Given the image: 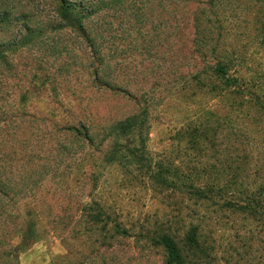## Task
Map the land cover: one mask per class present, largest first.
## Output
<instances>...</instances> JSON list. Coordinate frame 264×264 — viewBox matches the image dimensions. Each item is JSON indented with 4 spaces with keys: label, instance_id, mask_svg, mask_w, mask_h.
Returning <instances> with one entry per match:
<instances>
[{
    "label": "rangeland",
    "instance_id": "374dc122",
    "mask_svg": "<svg viewBox=\"0 0 264 264\" xmlns=\"http://www.w3.org/2000/svg\"><path fill=\"white\" fill-rule=\"evenodd\" d=\"M173 1L126 0L79 26L65 24L57 0H0L2 9L29 13L26 25L4 24L0 30V43L12 45L0 57V166L19 188L23 179L31 187L22 203L33 205L42 230L41 239L18 254L19 264H52L65 252L63 230L52 225L55 219L69 220L88 194L130 223L188 216L186 223L199 224L205 249L193 264H264L259 223L217 199L179 195L151 179L142 164L104 161L114 144L132 147L144 139L154 170L166 169L171 177L181 172L193 182L195 171L202 181L217 175L227 143L220 134L223 116L232 111V99L211 77L207 49L194 43V16L207 0H187L182 7ZM245 1H226L224 18L232 10L228 6ZM254 8L247 17L250 28L259 27L264 13L259 4ZM243 11L236 10L234 32L246 24ZM222 22L231 26V18ZM237 33L232 37L248 57L246 75L255 79L264 52ZM133 114L144 119L136 134L110 131ZM237 114L236 124L251 137L264 133L259 115ZM68 126L87 127L93 145L83 146ZM142 245L135 251L140 260L131 264H163L160 248Z\"/></svg>",
    "mask_w": 264,
    "mask_h": 264
},
{
    "label": "trees",
    "instance_id": "16d2710c",
    "mask_svg": "<svg viewBox=\"0 0 264 264\" xmlns=\"http://www.w3.org/2000/svg\"><path fill=\"white\" fill-rule=\"evenodd\" d=\"M124 1L126 0H57V5L66 25L78 23L82 26L83 21L98 10L108 9ZM186 1L175 0L173 3L175 2L176 7H182L180 2ZM226 1L230 0H207L194 16V43L207 49L211 77L222 84L224 95L232 99V111L223 116L226 125L220 134L227 137V143L225 142V152L219 159L217 175L211 174L210 181H202L200 171H195L193 182L188 181L181 172L174 173L171 177L166 169L159 167L154 170L151 161L144 154V139L132 147L114 144L105 153L104 161L125 160L142 164L151 179L164 187L173 188L179 195L196 201L217 199L223 207L239 212L264 227V133L259 132L251 137L249 129L243 131L235 121L237 113H243L246 118L259 115L264 122V63L257 70V78L251 79L246 75L248 72L245 62L248 57L241 55L240 45L232 37L239 32L246 42L253 39L256 47L264 52V13L259 27L247 26V17L255 12L252 10L255 5L259 4V10L264 12V0H248L236 6H228L232 10L224 18ZM237 9H244L243 22L246 24L234 32L233 25L240 19ZM28 17L29 13L25 11L15 13L12 9L0 8V30L4 24L26 25ZM227 18H231V26L222 22ZM83 32L85 38H91L86 30ZM2 44L5 45L0 43V57H3V50L12 46L2 47ZM95 78H99L98 73ZM215 84L212 83L211 91L217 87ZM244 106L246 110L243 109ZM143 126L142 115L133 114L117 121L110 127V131L116 135L129 136L136 134ZM82 128L83 130L77 126H68L66 130L74 138L81 140L83 146H92L89 129L85 126ZM210 167L216 170L214 165L210 164ZM1 169L0 166V264H19L18 254L41 239L42 230L39 220L32 216L33 205L22 203L29 196L31 187L23 179L25 185L19 188L18 183H14L15 178L8 177L6 170ZM202 171L207 173L205 168ZM87 196V199H81L77 203L73 209L74 215L69 220H54L52 228L63 230L60 238L65 252L55 256L52 264H131L140 260L135 253L140 244L144 248H160L163 251V264H193L205 254L199 224H194L193 221L186 223L184 217L189 218L188 216L166 218L163 222L130 223L114 216L109 206L100 198L91 194ZM177 221L181 222L179 228H175Z\"/></svg>",
    "mask_w": 264,
    "mask_h": 264
}]
</instances>
